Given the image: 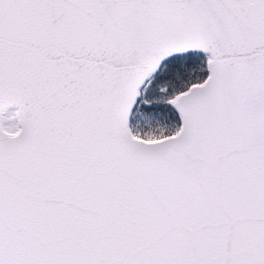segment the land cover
Returning a JSON list of instances; mask_svg holds the SVG:
<instances>
[{
	"label": "snow or ice",
	"instance_id": "obj_1",
	"mask_svg": "<svg viewBox=\"0 0 264 264\" xmlns=\"http://www.w3.org/2000/svg\"><path fill=\"white\" fill-rule=\"evenodd\" d=\"M0 264H264V0H0Z\"/></svg>",
	"mask_w": 264,
	"mask_h": 264
}]
</instances>
